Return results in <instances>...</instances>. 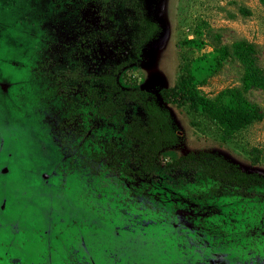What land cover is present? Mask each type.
<instances>
[{
    "label": "rangeland",
    "instance_id": "obj_1",
    "mask_svg": "<svg viewBox=\"0 0 264 264\" xmlns=\"http://www.w3.org/2000/svg\"><path fill=\"white\" fill-rule=\"evenodd\" d=\"M139 1L159 28L136 57L137 16L122 0H0V264H264V188L214 194L213 181L167 165L209 152L264 176V86L246 93L263 116L228 140L160 95L186 61L242 41L264 74V0ZM123 60L118 85L148 91L179 136L153 177L83 163L107 143L126 145L131 115L145 119L138 105L107 119L83 97L98 80L54 79L71 69L99 77ZM243 67L224 56L201 92L240 85ZM70 116L78 130L62 143L56 131Z\"/></svg>",
    "mask_w": 264,
    "mask_h": 264
},
{
    "label": "trees",
    "instance_id": "obj_2",
    "mask_svg": "<svg viewBox=\"0 0 264 264\" xmlns=\"http://www.w3.org/2000/svg\"><path fill=\"white\" fill-rule=\"evenodd\" d=\"M95 1L106 6L112 0ZM122 1L137 16L139 29L134 51L138 57L141 54V46L154 37L159 26L157 22L149 21L145 17L139 0ZM254 49V44L242 41L234 43L231 50L228 45H224L221 49L215 48L213 51L202 53L195 60L186 61L180 67L174 84L161 89L162 100L184 108L194 127H199L203 122L212 123L224 140L230 139L248 122L263 116L254 111L246 98V93L251 88L264 86L263 70L253 57ZM226 55L236 56L244 66L240 85L225 87L212 97L204 95L200 90L201 84L219 69ZM127 63L126 60L115 63L99 77L93 75L94 78H91L78 69H71L55 73L54 79L61 87L68 79L82 83L90 79L98 80L97 85H85L83 97L95 108L98 115L107 119H120L128 104L138 105L143 110L145 119L136 114L131 115L125 129L126 145L118 147L114 143H107L101 150L84 155L83 163L93 171L101 170L99 167L101 162L109 170H119L140 177H153L161 170V163L158 160L160 151L177 144L179 136L172 125L169 113L161 108L148 91L138 86L123 89L118 85L116 75ZM74 119L70 116L66 122L58 126L56 132L62 143L77 132L78 127H75ZM248 154L252 163L259 161L260 155L253 149L248 150ZM167 165L174 169H189L199 179L213 181L214 184L209 191L214 194L224 192L226 189L248 191L257 187L264 188V176L245 172L225 158L209 152H190Z\"/></svg>",
    "mask_w": 264,
    "mask_h": 264
},
{
    "label": "flooded vegetation",
    "instance_id": "obj_3",
    "mask_svg": "<svg viewBox=\"0 0 264 264\" xmlns=\"http://www.w3.org/2000/svg\"><path fill=\"white\" fill-rule=\"evenodd\" d=\"M125 113V112H124ZM129 122V121H128ZM159 172V171H158Z\"/></svg>",
    "mask_w": 264,
    "mask_h": 264
}]
</instances>
